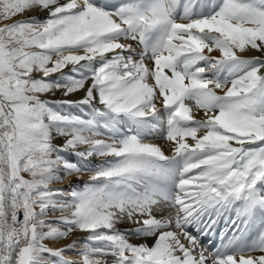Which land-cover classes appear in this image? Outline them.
I'll use <instances>...</instances> for the list:
<instances>
[{"label": "snow or ice", "instance_id": "snow-or-ice-1", "mask_svg": "<svg viewBox=\"0 0 264 264\" xmlns=\"http://www.w3.org/2000/svg\"><path fill=\"white\" fill-rule=\"evenodd\" d=\"M0 264H264V0H0Z\"/></svg>", "mask_w": 264, "mask_h": 264}, {"label": "bare ground", "instance_id": "bare-ground-1", "mask_svg": "<svg viewBox=\"0 0 264 264\" xmlns=\"http://www.w3.org/2000/svg\"><path fill=\"white\" fill-rule=\"evenodd\" d=\"M19 18V17H18ZM215 55H219V53H214ZM247 55H258V53H255V52H249V53H246ZM83 93L80 92V93H76L74 94L73 96L69 97L70 99H78L80 96H82ZM45 98H55V99H58V98H62V93L61 92H56L54 95L52 94H49L48 96H46ZM89 109L85 108L84 109V115L86 116L87 113H88ZM76 114H80L79 110H76ZM203 116V112H199L197 113V118H201ZM159 134L160 133H152L150 134L151 135V139L148 140V142H153V143H157L159 145L162 146L163 150L166 152V154H171V145L169 142H167L164 137L161 138V139H158L159 137ZM63 142V138H56L55 139V143L57 144H61ZM72 159L73 162H77L78 158H75V157H70ZM103 158H100V157H95L92 159V163L95 165V164H98ZM90 173L89 172H84L83 175L81 176L80 180H76V177L73 175V176H70L68 178H66L62 183H57V184H54L52 187L53 188H64L65 190H67V187H68V182L69 180H71L73 183H81L82 181H86L89 177ZM60 215V213L58 211H54L52 212V215H49V217H54L52 220L54 221L56 217H58ZM167 215V212L165 211H160V212H157V216L158 218L161 217V216H166ZM235 215V214H234ZM233 215V216H234ZM217 225H220V228H224L225 227V221L223 218L220 219V221L218 222ZM217 225L215 226L216 228V231L215 233L217 232ZM55 226V225H54ZM126 225L124 224H121L119 225V227L123 228L125 227ZM194 235H197L198 238L201 240V243L206 247H213L215 246L218 247L220 244H221V241H222V237L220 235V231L221 230H218L217 232V235L216 237H219V240H216V237H215V233H209L208 235L206 236H203L200 234L198 228L196 226H191L190 229H189ZM232 233L231 231L228 232V235L230 236ZM84 237V234L77 231L73 234H71L68 238L66 239H60V240H47L45 241V243L49 246V247H52V248H56V247H62L68 243H71L73 240H82ZM226 242V241H225ZM209 250V249H208ZM65 256H67L68 258L70 259H74L75 256H76V253L75 252H66L65 253Z\"/></svg>", "mask_w": 264, "mask_h": 264}, {"label": "rangeland", "instance_id": "rangeland-1", "mask_svg": "<svg viewBox=\"0 0 264 264\" xmlns=\"http://www.w3.org/2000/svg\"><path fill=\"white\" fill-rule=\"evenodd\" d=\"M52 212H54V211H49L48 214H47V215H48V218L51 219V220L54 218V217H52V218L49 217V215H52ZM46 255H47V254H45V256H46ZM46 259H49V258L46 257Z\"/></svg>", "mask_w": 264, "mask_h": 264}]
</instances>
